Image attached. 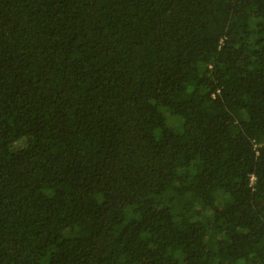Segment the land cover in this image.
Listing matches in <instances>:
<instances>
[{
	"label": "trees",
	"instance_id": "trees-1",
	"mask_svg": "<svg viewBox=\"0 0 264 264\" xmlns=\"http://www.w3.org/2000/svg\"><path fill=\"white\" fill-rule=\"evenodd\" d=\"M0 264H264V0H0Z\"/></svg>",
	"mask_w": 264,
	"mask_h": 264
}]
</instances>
